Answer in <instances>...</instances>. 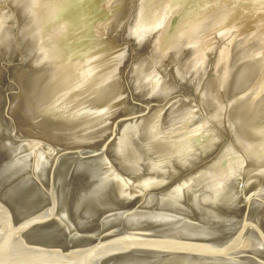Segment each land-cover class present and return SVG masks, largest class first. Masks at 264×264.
<instances>
[{"label":"water","instance_id":"95a60500","mask_svg":"<svg viewBox=\"0 0 264 264\" xmlns=\"http://www.w3.org/2000/svg\"><path fill=\"white\" fill-rule=\"evenodd\" d=\"M0 264H264V0H0Z\"/></svg>","mask_w":264,"mask_h":264}]
</instances>
